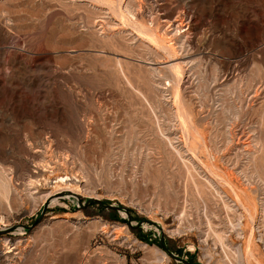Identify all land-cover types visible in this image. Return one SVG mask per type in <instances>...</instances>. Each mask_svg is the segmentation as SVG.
<instances>
[{"label": "rangeland", "instance_id": "obj_1", "mask_svg": "<svg viewBox=\"0 0 264 264\" xmlns=\"http://www.w3.org/2000/svg\"><path fill=\"white\" fill-rule=\"evenodd\" d=\"M0 166V264H264V0H0Z\"/></svg>", "mask_w": 264, "mask_h": 264}, {"label": "bare ground", "instance_id": "obj_2", "mask_svg": "<svg viewBox=\"0 0 264 264\" xmlns=\"http://www.w3.org/2000/svg\"><path fill=\"white\" fill-rule=\"evenodd\" d=\"M141 8V7H140ZM152 8V7H151ZM156 10V9H155ZM125 12H124V10L123 9H121V13L120 14H122L123 16H125V14H124ZM162 20V19H161ZM175 21H177L178 22V20H176L175 19ZM130 22V21H129ZM171 22H174V21H171ZM171 22H169V23H171ZM176 23V22H175ZM183 23V20L182 19H180L179 20V24H182ZM131 24V23H130ZM177 24V23H176ZM176 24H175V27H176ZM188 25V24H187ZM137 27V26H136ZM135 27V28H136ZM139 28H141V27H139ZM180 28H182V27H180ZM142 30H140L139 31V34H145L147 37H149V39H150V36L149 35H152V37L154 36L153 34H151V32L149 31V30H147V29H145V28H141ZM176 29V28H175ZM179 31V30H178ZM141 32V33H140ZM140 36H142V35H140ZM144 36V35H143ZM142 36V37H143ZM145 37V36H144ZM151 37V38H152ZM160 37V36H159ZM153 40V39H152ZM156 39L154 38V41H155ZM157 41V40H156ZM155 41V42H156ZM160 46V45H159ZM172 69L177 73V75L179 76L180 75V65L178 64H173L172 65ZM182 70V69H181ZM263 93V92H262ZM257 95V94H256ZM180 110V109H179ZM184 113V112H183ZM186 117V116H185ZM185 120V119H184ZM48 138V137H47ZM239 138V137H238ZM31 142V141H30ZM49 142V141H48ZM252 143V142H251ZM30 145H31V143H30ZM33 146V145H32ZM45 147V146H44ZM51 147V146H50ZM53 147V146H52ZM37 150H38V148H36ZM42 149V148H41ZM45 151H44V154L46 153V155L45 156H47L49 153L48 152H51L50 150H48V148L47 147H45ZM34 151H36V150H34ZM52 151H53V148H52ZM36 153V152H35ZM48 153V154H47ZM52 153V152H51ZM39 155H41V154H39ZM62 155V154H61ZM68 156V155H67ZM55 157V156H54ZM65 156H63V158H64ZM67 158V157H66ZM58 159V158H57ZM56 159V160H57ZM253 159V158H252ZM44 160V159H43ZM60 160V159H59ZM44 161H46V159L44 160ZM50 161V160H49ZM41 163V162H40ZM62 163V162H61ZM33 164H35L34 162H33ZM37 164V163H36ZM44 164L45 165H47V166H51L50 164H53L52 162H48V161H46V162H44ZM64 164V163H63ZM44 165V166H45ZM54 165V164H53ZM36 166V165H35ZM42 166V165H41ZM77 166V165H76ZM1 167V166H0ZM52 167V166H51ZM36 168V167H35ZM40 168V167H39ZM42 168H44V167H42ZM46 168V167H45ZM44 168V169H45ZM23 170V169H22ZM46 170V169H45ZM20 171V170H19ZM25 172V171H24ZM35 173V172H34ZM81 173V172H80ZM11 176V175H10ZM81 176V175H80ZM25 177H28V176H25ZM30 177H31V175H30ZM29 177V178H30ZM63 177V176H62ZM61 177V180H64L63 178ZM60 178V177H59ZM65 178H67L66 176H65ZM74 178V177H73ZM31 179H33V178H31ZM30 179V180H31ZM85 180H86V178H85ZM26 181V180H25ZM65 181V180H64ZM24 182V181H23ZM36 182V181H35ZM40 182V181H39ZM66 182V181H65ZM18 183V182H17ZM28 183V182H27ZM67 183V182H66ZM3 184V183H2ZM31 184V183H30ZM5 185V184H4ZM18 186V185H17ZM23 188V187H22ZM35 189V188H34ZM45 192V191H44ZM30 193V192H29ZM235 195H236V197H237V200L241 203V204H243V205H245V206H247V208L249 209V210H253V209H256V205H255V202H254V200H252L251 198L248 200V201H246L247 199H243V197H242V195L238 192V191H235ZM248 196V195H247ZM239 203V204H240ZM246 208V207H245ZM244 209V208H243ZM246 211V210H245ZM255 211V210H254ZM252 212V211H251ZM248 213V212H247ZM252 214V213H251ZM252 235V234H251ZM223 236H221V235H219V237H218V239L220 240L221 238H222ZM223 239V238H222ZM221 241V240H220ZM252 247H253V243H252V240H251V238H249L248 239V243H247V245H246V247L243 249V256L244 257H246L247 255H252ZM7 251V250H6ZM5 251V252H6ZM9 251V250H8ZM4 252V251H3ZM13 252V251H12ZM16 253V252H15ZM3 254V253H2ZM12 259V258H11ZM250 264V263H249Z\"/></svg>", "mask_w": 264, "mask_h": 264}, {"label": "trees", "instance_id": "obj_3", "mask_svg": "<svg viewBox=\"0 0 264 264\" xmlns=\"http://www.w3.org/2000/svg\"><path fill=\"white\" fill-rule=\"evenodd\" d=\"M114 216L117 217V218H119V214H118L117 211H114ZM143 238H146V237L144 236ZM161 245H162L163 247H166L162 242H161ZM192 259H193V257H192ZM189 263H190V264H193L192 260H191Z\"/></svg>", "mask_w": 264, "mask_h": 264}]
</instances>
